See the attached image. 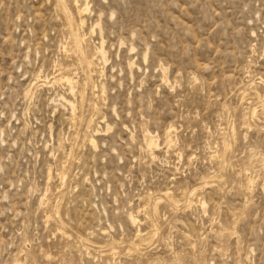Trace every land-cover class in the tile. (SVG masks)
<instances>
[{
    "label": "rangeland",
    "instance_id": "374dc122",
    "mask_svg": "<svg viewBox=\"0 0 264 264\" xmlns=\"http://www.w3.org/2000/svg\"><path fill=\"white\" fill-rule=\"evenodd\" d=\"M15 259L264 264V0H0Z\"/></svg>",
    "mask_w": 264,
    "mask_h": 264
},
{
    "label": "bare ground",
    "instance_id": "6f19581e",
    "mask_svg": "<svg viewBox=\"0 0 264 264\" xmlns=\"http://www.w3.org/2000/svg\"><path fill=\"white\" fill-rule=\"evenodd\" d=\"M76 1H77V0H76ZM75 3H76V2H75ZM77 3H78V2H77ZM85 6H86V5H85ZM77 9H78V8H77ZM79 10H80V12H83V11L87 10V7H83V8H82V7H81V8L79 7ZM79 10H78V11H79ZM88 61H89V60H88ZM92 62H93V61H92ZM90 63H91V62H90ZM81 64H82V63H81ZM90 65H91V64H90ZM90 65H89V66H90ZM90 67H91V66H90ZM65 74H66V73H65ZM63 79H65L66 81H71V79H70L69 77H63ZM61 80H62V79H61ZM65 80H64V81H65ZM56 81H57V80H56ZM72 82H74V81H72ZM67 84H68V83H67ZM73 84H74V83H72V85H73ZM73 86H74V85H73ZM72 88H73V87H72ZM74 91H75V89H74ZM70 103H71V105H72V109H73V111L75 112V111H76V106H75L72 102H70ZM254 114H255V113H254ZM75 116H76V115H75ZM248 116H249V115H248ZM253 116H254V115H253ZM253 116H252V117H253ZM249 117H250V116H249ZM250 118H251V117H250ZM254 118H255V117H254ZM87 119H88V118H87ZM250 120H251V119H250ZM88 126H89V125H88ZM86 139H87V138H86ZM92 142H94V140H92L91 143H92ZM149 143H150V142H149ZM228 146H229V145H228ZM225 147H226V146H225ZM227 149H228V148H227ZM228 151H229V150H228ZM218 157H219V156L217 155V158H218ZM221 161H222V160H221ZM223 161H224V160H223ZM64 172H65V171H64ZM64 172H62V173H64ZM62 177H64V174H62ZM251 181H252V179L250 178V179L248 180V182L251 183ZM167 193H168V192H167ZM167 193H166V194H167ZM193 193H195V191H194ZM166 194H165V195H166ZM168 194H169V193H168ZM168 194H167V195H168ZM169 195H170V194H169ZM170 197H171V196H170ZM189 198H190V197H189ZM154 205H155V204H154ZM131 216H132V215H131ZM132 217H133V216H132ZM132 217H131V219H132ZM132 220H134V219H132ZM135 220H136V219H135ZM13 264H25V263H23V262L20 261L19 259H15V261H14Z\"/></svg>",
    "mask_w": 264,
    "mask_h": 264
}]
</instances>
